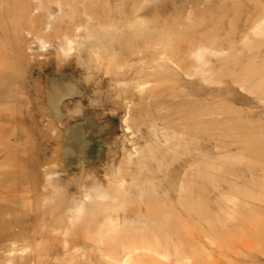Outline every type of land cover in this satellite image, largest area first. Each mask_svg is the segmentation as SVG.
<instances>
[{"label": "rangeland", "instance_id": "obj_1", "mask_svg": "<svg viewBox=\"0 0 264 264\" xmlns=\"http://www.w3.org/2000/svg\"><path fill=\"white\" fill-rule=\"evenodd\" d=\"M0 264H264V0H0Z\"/></svg>", "mask_w": 264, "mask_h": 264}, {"label": "bare ground", "instance_id": "obj_2", "mask_svg": "<svg viewBox=\"0 0 264 264\" xmlns=\"http://www.w3.org/2000/svg\"><path fill=\"white\" fill-rule=\"evenodd\" d=\"M144 36H146V35H144V32H143L142 30H140V31L137 30V31L135 32V34H134V37H135L136 39H138V40L141 39V38L144 37ZM135 38H134V39H135ZM156 38H157V42L160 43V39H159V37L156 36ZM136 41H137V40H136ZM150 45H152V46L155 47V46H159L160 44H156V40L153 39V40L151 41ZM161 45H163V52H166V51H167V52H169V53L171 54V52H170L171 50L169 51V47L167 46V44H161ZM173 52H174V51H173ZM198 57H199V56H197V59H198ZM200 57H201V56H200ZM200 57H199V58H200Z\"/></svg>", "mask_w": 264, "mask_h": 264}]
</instances>
